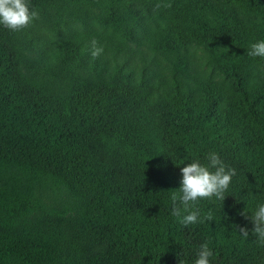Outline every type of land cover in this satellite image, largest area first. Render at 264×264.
<instances>
[{
  "label": "trees",
  "instance_id": "16d2710c",
  "mask_svg": "<svg viewBox=\"0 0 264 264\" xmlns=\"http://www.w3.org/2000/svg\"><path fill=\"white\" fill-rule=\"evenodd\" d=\"M0 264H264V0H0Z\"/></svg>",
  "mask_w": 264,
  "mask_h": 264
}]
</instances>
